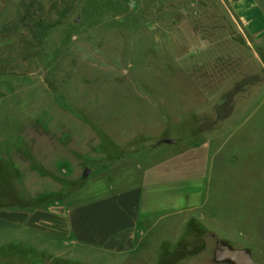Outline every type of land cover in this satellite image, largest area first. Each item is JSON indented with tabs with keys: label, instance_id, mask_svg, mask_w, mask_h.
I'll list each match as a JSON object with an SVG mask.
<instances>
[{
	"label": "rangeland",
	"instance_id": "rangeland-1",
	"mask_svg": "<svg viewBox=\"0 0 264 264\" xmlns=\"http://www.w3.org/2000/svg\"><path fill=\"white\" fill-rule=\"evenodd\" d=\"M242 45L218 0H0V207L144 176L194 225L161 264L264 262V63ZM86 259L53 264H149Z\"/></svg>",
	"mask_w": 264,
	"mask_h": 264
},
{
	"label": "crops",
	"instance_id": "crops-1",
	"mask_svg": "<svg viewBox=\"0 0 264 264\" xmlns=\"http://www.w3.org/2000/svg\"><path fill=\"white\" fill-rule=\"evenodd\" d=\"M218 1L241 38L242 48L258 49L262 55L253 51L254 64L263 66L264 0ZM144 179H110L107 191L89 197L70 194L55 207H0V264H53L70 257L79 260L80 256L90 261L100 254L123 262L146 259L149 264L157 258L156 264H161L159 258L172 256L178 249L173 254H169L170 248L159 249L166 236L178 241L180 236L174 231L182 226L190 231L194 225L177 211L157 215L155 187L151 190ZM170 187L173 183L167 190ZM177 200L168 197L166 209L178 207ZM57 207L63 211L58 212ZM187 208L191 210L190 205ZM170 216L175 219L170 220ZM191 239L188 232L179 240Z\"/></svg>",
	"mask_w": 264,
	"mask_h": 264
},
{
	"label": "water",
	"instance_id": "water-1",
	"mask_svg": "<svg viewBox=\"0 0 264 264\" xmlns=\"http://www.w3.org/2000/svg\"><path fill=\"white\" fill-rule=\"evenodd\" d=\"M89 170L85 169L84 175ZM215 262H228L230 264H264V262H256L252 259L251 254L246 249H232L225 245H217V249L213 253Z\"/></svg>",
	"mask_w": 264,
	"mask_h": 264
},
{
	"label": "trees",
	"instance_id": "trees-1",
	"mask_svg": "<svg viewBox=\"0 0 264 264\" xmlns=\"http://www.w3.org/2000/svg\"><path fill=\"white\" fill-rule=\"evenodd\" d=\"M41 22H39V29L43 30V32L41 33V37H44L45 36V33L46 31H48L49 29H51L53 26L57 25V24H54V25H49V26H44L43 24H40Z\"/></svg>",
	"mask_w": 264,
	"mask_h": 264
},
{
	"label": "built area",
	"instance_id": "built-area-1",
	"mask_svg": "<svg viewBox=\"0 0 264 264\" xmlns=\"http://www.w3.org/2000/svg\"><path fill=\"white\" fill-rule=\"evenodd\" d=\"M56 210H57L58 212H62V211H63L62 208H57Z\"/></svg>",
	"mask_w": 264,
	"mask_h": 264
},
{
	"label": "flooded vegetation",
	"instance_id": "flooded-vegetation-1",
	"mask_svg": "<svg viewBox=\"0 0 264 264\" xmlns=\"http://www.w3.org/2000/svg\"><path fill=\"white\" fill-rule=\"evenodd\" d=\"M215 240H216V237H215Z\"/></svg>",
	"mask_w": 264,
	"mask_h": 264
}]
</instances>
